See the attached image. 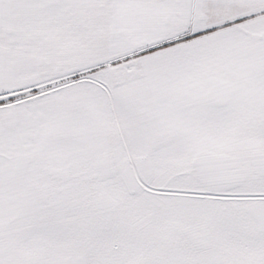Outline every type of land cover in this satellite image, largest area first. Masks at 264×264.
I'll return each mask as SVG.
<instances>
[{
	"label": "snow or ice",
	"instance_id": "6c2138e0",
	"mask_svg": "<svg viewBox=\"0 0 264 264\" xmlns=\"http://www.w3.org/2000/svg\"><path fill=\"white\" fill-rule=\"evenodd\" d=\"M0 264H264V0H0Z\"/></svg>",
	"mask_w": 264,
	"mask_h": 264
}]
</instances>
